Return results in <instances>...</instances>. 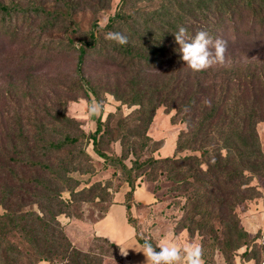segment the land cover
Instances as JSON below:
<instances>
[{"label":"rangeland","instance_id":"374dc122","mask_svg":"<svg viewBox=\"0 0 264 264\" xmlns=\"http://www.w3.org/2000/svg\"><path fill=\"white\" fill-rule=\"evenodd\" d=\"M100 2L104 4L102 9L91 8L84 0H0L10 9L4 24L0 19L7 29L0 30V129L13 126L16 115L24 119L34 109L39 110L35 114L63 111L77 119L86 133L100 127L98 146L109 157L100 156L92 140L76 147L73 159L65 161L63 171L60 169L64 180L59 188L66 204L56 217L71 244L96 264H124L116 245L92 233L93 223L118 198L131 200L130 222L141 242L150 240L159 245L170 241L177 247L200 243L204 264H225L222 244L226 232L222 228L227 219L220 221L208 212L211 205L206 204L200 214H193L192 197L196 191L185 181L187 174L182 176L184 181H178L167 173L169 167L163 162L143 160L151 156L200 154V151H175L177 136L187 130V118L183 113L176 114L175 108H166V88L162 86L167 74L176 69L182 74L190 72L191 80L197 77L203 85L242 80L249 72L264 75V38L227 44L225 63L203 71H193L187 64L156 69L121 67L102 56L85 57L81 63L74 47L78 45L79 32L90 29L96 21L105 24L120 0ZM140 4L149 9L158 6V2L150 1ZM74 28L79 31L73 33L77 30ZM256 30L259 31L257 26ZM69 39L74 45L68 44ZM80 72L89 78L96 93H85L83 89L75 92ZM155 86L162 90L159 97L162 103L146 130L150 139L141 148L143 124L136 120L140 104L122 102L115 94L126 97L140 92L147 96ZM257 133L264 151V120L258 123ZM115 156H122L127 167L133 166L134 189L130 196L126 195L130 186L125 174L118 162L113 161ZM251 184L256 191L235 207L238 227L247 234L245 244L230 257V264H264V177H254ZM38 208L37 204L20 205L13 199L7 208L0 205V214L16 210L15 217L21 221L24 216L19 215L27 210L33 211L31 218L35 212L41 215ZM4 219L0 218V238L5 237L11 245L4 246L0 241V264H27L26 253L32 244L15 225L10 223L7 230L8 221ZM51 264L60 262L54 260Z\"/></svg>","mask_w":264,"mask_h":264},{"label":"trees","instance_id":"16d2710c","mask_svg":"<svg viewBox=\"0 0 264 264\" xmlns=\"http://www.w3.org/2000/svg\"><path fill=\"white\" fill-rule=\"evenodd\" d=\"M84 1L91 8L104 7L100 0ZM143 1L158 2V6L149 9L140 4ZM9 12V7L0 3L3 24ZM2 23L0 30H7ZM181 25L193 35L205 29L214 39L222 38L227 44L264 38V0H120L105 24L96 21L90 29L79 32L78 45L74 47L81 63L85 57L102 56L116 66L128 68L181 67L185 62L172 34ZM110 31L127 35L128 43L119 45L106 39ZM68 44L74 45L72 39ZM81 73L75 92L80 93L83 89L85 93H96L89 78ZM193 78L191 80L190 72L182 74L176 69L167 74L162 88H166V108H175L176 114L183 113L187 118V130L177 136L175 151H200V154L151 156L143 161L163 162L169 167L167 173L178 181H184L182 176L187 174L185 181L196 191L192 197L193 214H200L206 204L211 205L208 212L220 221L227 219L222 228L226 232L222 252L225 264H230V257L245 244L247 234L238 227L235 207L249 198L250 192L256 191L252 179L264 177V151L257 133L258 123L264 120V75L249 72L242 80H225L218 85H203L199 78ZM152 90L147 96L140 92L126 97L115 94L122 102L140 104L136 120L143 124L141 148L150 139L146 130L157 106L162 103L159 100L163 94L161 88L155 86ZM38 111L34 109L24 119L16 115L17 119L10 123L13 126H1L0 205L7 208L13 199L20 205L37 204L41 215L35 212V217L31 218L33 211L27 210L19 215L24 219L17 221L16 210H10L0 214V218L8 221L5 224L7 230L10 223L15 225L32 244L26 253L27 264L43 260L49 263L57 260L60 264H96L88 254L71 244L56 217L64 211L66 204L59 188L64 180L60 169L63 171L65 161L73 159L76 147L92 140L96 152L105 159L109 157L98 146L100 127L86 133L77 124V119L66 116L63 111L35 114ZM113 161L118 162L130 186L126 195H132L133 166L127 167L122 156H115ZM123 203L127 220L132 224L129 216L131 200L125 199ZM0 241L4 246L11 245L3 236Z\"/></svg>","mask_w":264,"mask_h":264},{"label":"clouds","instance_id":"9594fccd","mask_svg":"<svg viewBox=\"0 0 264 264\" xmlns=\"http://www.w3.org/2000/svg\"><path fill=\"white\" fill-rule=\"evenodd\" d=\"M172 34L175 43L179 45L181 59L193 71H203L225 63L227 41L222 38L214 39L205 29H200L193 35L182 25ZM106 39L119 45H125L129 41L127 35L118 31L108 32ZM128 249L142 253L145 264H181V261L183 264H204L203 248L200 243H188L183 247H177L170 241L154 245L150 240H145L139 247L133 245ZM127 254L126 249L123 255L127 256Z\"/></svg>","mask_w":264,"mask_h":264},{"label":"crops","instance_id":"0c3cea01","mask_svg":"<svg viewBox=\"0 0 264 264\" xmlns=\"http://www.w3.org/2000/svg\"><path fill=\"white\" fill-rule=\"evenodd\" d=\"M92 233L113 243L118 247L119 258L124 264H145L142 253L128 249L131 246L139 247L142 242L137 238L136 228L127 220L126 206L122 198L111 202L104 214L92 225ZM127 249V256L123 255ZM36 264H51L39 261Z\"/></svg>","mask_w":264,"mask_h":264}]
</instances>
